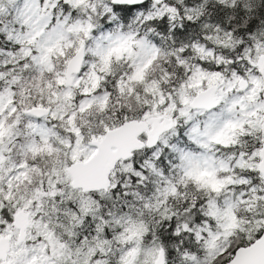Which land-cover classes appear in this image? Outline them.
I'll list each match as a JSON object with an SVG mask.
<instances>
[{
    "label": "snow or ice",
    "instance_id": "snow-or-ice-1",
    "mask_svg": "<svg viewBox=\"0 0 264 264\" xmlns=\"http://www.w3.org/2000/svg\"><path fill=\"white\" fill-rule=\"evenodd\" d=\"M0 264H264V0H0Z\"/></svg>",
    "mask_w": 264,
    "mask_h": 264
}]
</instances>
